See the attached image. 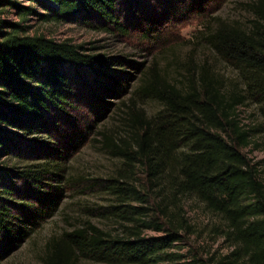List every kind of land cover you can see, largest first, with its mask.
I'll list each match as a JSON object with an SVG mask.
<instances>
[{
  "label": "trees",
  "instance_id": "1",
  "mask_svg": "<svg viewBox=\"0 0 264 264\" xmlns=\"http://www.w3.org/2000/svg\"><path fill=\"white\" fill-rule=\"evenodd\" d=\"M117 4L0 0V161L22 157L33 136L45 131L51 113L69 104L72 81L85 67L116 84L108 74L116 61L84 54L83 47L69 41L29 35V18L93 28L97 24L101 30L125 33ZM251 8L255 19L250 28L223 26L208 35L216 54L237 69L244 87L225 91L204 65L185 89L164 83L159 90L152 80L157 77L149 79L141 94L162 109L147 117L130 108L129 134L119 137L121 145L110 136L104 138L121 167L115 176L95 181L97 191L111 198L98 215L117 229L85 223L49 241L44 264H264V176L245 152L254 134L264 136V125H242L237 110L253 101L264 117V1ZM5 10L15 11L17 21L1 18ZM48 158L20 172L0 164V237L8 247L39 226L34 219H18L10 212L12 179L18 176L36 184L45 174H54L58 164ZM138 174L144 176L143 183L137 181ZM189 200L219 218L226 255L185 261L191 253L180 250L194 235L186 211ZM147 231L158 235L145 236Z\"/></svg>",
  "mask_w": 264,
  "mask_h": 264
},
{
  "label": "rangeland",
  "instance_id": "2",
  "mask_svg": "<svg viewBox=\"0 0 264 264\" xmlns=\"http://www.w3.org/2000/svg\"><path fill=\"white\" fill-rule=\"evenodd\" d=\"M259 1L118 0L116 13L125 33L101 30L103 28L97 24L98 27L93 28L79 23H43L35 17L29 18L25 24L29 35L45 36L56 42L69 41L83 47L84 54L116 61L117 65L109 67L111 71H108L116 84L112 81L110 85L85 67L79 79L73 77L69 104L62 112L51 113L45 131L33 136L34 141L26 145L22 157L0 161L17 172L47 161L46 156L58 164L54 174H45L36 184L13 177V195L7 198L10 212L18 219H34L39 226L12 247L6 246L0 237V264H44L47 243L85 223L112 232L117 229L98 215L99 209L111 198L97 191L95 181L115 176L121 167L120 159L106 145L105 136H110L115 145L120 146L119 137L129 134L126 124L130 108L147 117L162 109L156 100L141 94L154 75L157 78L152 79L153 84L159 90L164 88V83L185 89L191 75L196 78L204 65L221 80L225 91L243 88L239 72L216 54L208 35L223 26L250 28L255 19L251 7ZM1 18L18 19L12 10H5ZM237 110L242 125L254 129L264 125V117L255 102L248 101ZM250 142L245 152L258 163L264 176V136L254 134ZM136 179L144 182L142 174ZM186 211L194 235L180 250L191 253L185 261H190L192 256L207 260L226 255L229 249L219 233L222 227L219 218L192 200L186 202ZM144 235L158 234L147 231ZM77 264L99 263L81 260Z\"/></svg>",
  "mask_w": 264,
  "mask_h": 264
}]
</instances>
